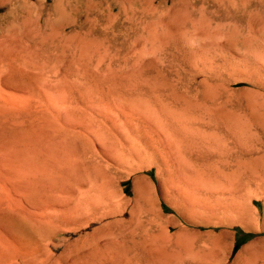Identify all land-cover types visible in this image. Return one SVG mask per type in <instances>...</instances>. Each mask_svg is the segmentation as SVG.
<instances>
[{
  "label": "rangeland",
  "instance_id": "1",
  "mask_svg": "<svg viewBox=\"0 0 264 264\" xmlns=\"http://www.w3.org/2000/svg\"><path fill=\"white\" fill-rule=\"evenodd\" d=\"M25 1L0 6V264H264V0Z\"/></svg>",
  "mask_w": 264,
  "mask_h": 264
},
{
  "label": "bare ground",
  "instance_id": "2",
  "mask_svg": "<svg viewBox=\"0 0 264 264\" xmlns=\"http://www.w3.org/2000/svg\"><path fill=\"white\" fill-rule=\"evenodd\" d=\"M56 1H57V0H56ZM60 1H61V0H60ZM113 1H114L115 3H118V0H113ZM145 1H146V0H145ZM16 2H18L17 5H16L15 2L12 1V0H10V1H9V0H0V6H2V5H4V6H9V5H11V6H13V7H17V6H18V7L20 8V7H24V6L26 5V7H27V4H26V1H25V0H16ZM64 2H65V1H64ZM64 2H63V3H64ZM67 2H68V1H67ZM67 2H66V3H67ZM176 2H178V1H176ZM184 2H186V1L184 0ZM187 2H188V1H187ZM68 3H69V2H68ZM171 3L173 4L172 1H171ZM55 4H56V3H55ZM186 4H187V3H186ZM60 5H61V4H60ZM63 5H64V4H63ZM169 5H170V4H169ZM38 6H39V5H38ZM55 6H56V5H55ZM57 6L59 7V4H58ZM170 6L172 7V5H170ZM174 6H175V5H174ZM60 7H61V6H60ZM67 7H68V5H67ZM175 7H176V6H175ZM56 9L58 10L59 8L56 7ZM62 9H63V8H62ZM70 9H71V8H70ZM169 9H170V8H169ZM11 10H13V9H11ZM11 10L8 9V11L6 12V14H4V16H2V18H1V19H4V20H7V24H6V25L9 24L10 26L13 25V24H11V22L14 21V16H11V17H10V15H12V14H11ZM14 10L17 11V9H14ZM19 10H20V9H19ZM59 10H60V9H59ZM61 11H62V10H61ZM18 12H19V11H18ZM18 12H16V13H18ZM21 12H22V11H21ZM24 12H25V11H23V13H24ZM18 14H19V13H18ZM14 15H15V14H14ZM16 15H17V14H16ZM60 15H61V14H60ZM60 15H59V17H60ZM112 15H113V14H112ZM17 16H18V15H17ZM62 16H63V15H62ZM21 17H22V16H21ZM9 18H10V19H9ZM16 18H17V17H16ZM73 18H74V17H73ZM17 20H18V18H17ZM17 20H16V22H17ZM62 20H63V19H62ZM66 20H68V19H66ZM8 21H10V22L8 23ZM58 21H59V20H58ZM73 21H74V20H73ZM21 22H22V21H21ZM70 22H71V21H70ZM5 23H6V22H5ZM12 23H13V22H12ZM14 23H15V22H14ZM25 23H26V22H25ZM66 23H68V22H66ZM36 24H37V23H36ZM9 25H8V27H9ZM14 25H15V24H14ZM13 27H14V26H12V28H13ZM24 28H25V27H24ZM13 30H14V29H13ZM15 30H16V29H15ZM22 30H23V29H22ZM28 30H29V29H28ZM8 32H9V30H8ZM10 34H11V33H10ZM22 36H23V35H22ZM71 36H72V35H71ZM4 100H5V99H4ZM6 102H7V101H6ZM15 105H16V104H15ZM15 105H14V106H15ZM2 108H3V107H2ZM17 108H18V107H17ZM8 109H9V108H8ZM28 142H29V141H28ZM85 142H86V141H85ZM24 144H25V143H24ZM29 145H30V144H29ZM28 148H29V147H28ZM3 149H4V148H3ZM4 150H6V149H4ZM14 151H15V150H14ZM29 151H30V150H29ZM30 152H31V151H30ZM80 152H81V151H80ZM8 153H11V150L8 151ZM12 153H13V152H12ZM16 153H17V152H16ZM28 153H29V152H28ZM63 153L65 154V152H63ZM67 153H68V151H67ZM90 154H91V153H90ZM17 155H18V154H17ZM67 155H68V154H67ZM91 155H92V154H91ZM98 155H99V154H98ZM7 156H8V155H7ZM77 156H78V155H77ZM77 156H76V157H77ZM68 157H69V156H68ZM72 157H73V156H72ZM111 157H112V156H111ZM75 159H76V158H75ZM75 159H74V161H75ZM34 160H37V158L34 159ZM68 160H70V157H69ZM76 160H77V159H76ZM123 160H124V159H123ZM123 160H122V161H121V159L119 160V162H118V166H119L120 163L123 162ZM125 160H127L126 162H128L129 159H126V158H125ZM15 161H16V160H15ZM17 161H18V159H17ZM77 161H78V160H77ZM117 161H118V160H117ZM29 162H30V161H29ZM75 162H76V161H75ZM126 162L124 161V164H125ZM78 163H79V162H78ZM115 164H116V158H115ZM127 164H129V163H127ZM127 164H126V165H127ZM79 165H81V164L79 163ZM122 165H123V164H122ZM76 166H77V165H76ZM28 167H29V166H28ZM119 167H120V166H119ZM121 168H122V166H121ZM123 168H124V167H123ZM123 168H122V169H123ZM118 169H119V168H118ZM131 171H132V170H131ZM41 172H42V171H41ZM83 172H84V171H82V174H83ZM86 172H87V171H86ZM80 174H81V173H80ZM82 174H81V175H82ZM99 174H100V173H99ZM43 176H44V174H43ZM84 176H85V175H84ZM104 176H105V175H104ZM41 177H42V175H41ZM39 178H40V177H39ZM82 178H83V177H82ZM91 178H92V177H91ZM100 178H102V177L100 176ZM88 180H89V179H88ZM84 181H85V179H84ZM101 181H102V180H101ZM107 181H108V180H107ZM80 183H81V180H80ZM82 183H83V182H82ZM92 183H93V182H92ZM96 183H97V182H96ZM100 183H101V182H100ZM103 183H104V182H103ZM97 184H98V183H97ZM107 184H108V183H107ZM93 185H95V184H93ZM74 186H75V185H74ZM91 186H92V185H91ZM30 187H31V186H30ZM76 187H77V186H76ZM78 188H79V187H78ZM104 188H105V187H104ZM21 189H22V188H21ZM92 189H93V188H92ZM92 189H91V191H92ZM101 189H102V188H101ZM44 190H45V188H44ZM106 190H107V189H106ZM78 191H79V190H78ZM89 191H90V190H89ZM79 192H80V191H79ZM94 192H95V191H94ZM99 192H100V191H99ZM101 192H102V193H105V192H104V189H103V191H101ZM106 192H107V191H106ZM108 193H109V192H108ZM0 194H1V193H0ZM14 194H15V193H14ZM36 195H37V193H36ZM41 195H42V192H41ZM85 195H86V194H85ZM91 195H92V194H91ZM105 195H107V194H105ZM6 196H7V195H6ZM12 196H13V195H12ZM27 196H28V195H27ZM66 196H67V195H66ZM101 196H102V194H101ZM101 196H100V197H101ZM107 196H108V195H107ZM13 197H14V196H13ZM30 197H31V196H30ZM30 197H28V198H30ZM39 197H40V196H39ZM74 197H75V196H74ZM81 197H82V196H81ZM84 197H85V196H84ZM103 197H104V195H103ZM103 197H102V198H103ZM2 198H3V197H2ZM11 198H12V197H11ZM72 198H73V197H72ZM106 198H107V197H106ZM5 199H6V198H5ZM5 199H4V200H5ZM12 199L15 200L14 198H12ZM40 199H41V198H40ZM87 199H90V198H87ZM94 199H95V197H94ZM100 199H101V198H100ZM107 199H108V198H107ZM4 200H3V201H4ZM13 200H12V201H13ZM25 200H27V199H25ZM25 200H24V201H25ZM61 200H62V198H61ZM65 200H66V199H65ZM71 200H72V199H71ZM84 200H86V197H85ZM95 200H96V199H95ZM101 200H102V199H101ZM27 201H28V200H27ZM4 202H5V201H4ZM8 202H9V200H8ZM8 202H7V203H8ZM18 202H19V201H17V204H16L15 202H14V203L18 206ZM31 202H32V201H31ZM39 202H40V201H39ZM39 202H37V203H39ZM82 202H83V201H82ZM86 202H87V201H86ZM29 203H30V202H29ZM35 203H36V202H35ZM41 203H42V202H41ZM59 203H60V202H59ZM88 203H89V202H88ZM103 203H104V202H103ZM5 204H6V203H5ZM21 204H22V203H21ZM21 204H19V205H21ZM23 204H24V203H23ZM25 204H27V202H26ZM68 204H69V203H68ZM70 204H71V203H70ZM74 204H75V203H74ZM79 204H80V203H79ZM83 204H84V203H83ZM90 204H91V203H90ZM6 205H7V206L9 205V207L11 206L10 203H9V204H6ZM38 205H39V204H38ZM84 205H85V204H84ZM93 205H94V204H93ZM102 205H103V204H102ZM102 205H101V206H102ZM22 206H23V205H22ZM24 206H25V205H24ZM71 206H72V205H71ZM71 206H70V207H71ZM101 206H99V207H101ZM0 207H1V205H0ZM4 207H5V206H4ZM18 207H19V206H18ZM20 207H21V206H20ZM26 207H27V206H26ZM26 207H23V209H25ZM29 207H30V206H29ZM33 207H34V206H33ZM38 207H40V206H38ZM62 207H64V206H62ZM70 207H69V208H70ZM90 207H91L92 209L94 208L93 206H90ZM104 207H105V206H104ZM1 208H2V207H1ZM43 208H44V206H43ZM43 208H42V209H43ZM65 208H66V207H65ZM78 208H81V205H80V207H77V208L74 207V210L77 209V211H78ZM4 209L6 210L7 208H4ZM10 209H11L12 211L8 212L9 210H8V211L6 210V211H4L3 213H4V215H5L6 212L11 213V217L13 218V215H12V213H13V209H12V207H10ZM33 209H34V208H33ZM38 209H39V208H38ZM100 209H101V208H100ZM1 210H3V208H2ZM74 210H73V211H74ZM86 210H88V208H86ZM101 210H102V209H101ZM101 210H99V211H101ZM31 211H32V210H31ZM34 211H35V210H34ZM39 211H40V210H39ZM77 211H75V214L77 213ZM89 211H90V210H89ZM95 211H96L95 213H97L98 209H96ZM103 211H104V210H103ZM103 211H102V212H103ZM70 212H71V211H70ZM70 212H69V213H70ZM83 212H84V211H83ZM106 212H107V211H106ZM0 213H2V212H0ZM27 213H28V212H27ZM43 213H44V211H43ZM51 213H52V212H51ZM90 213H91V212H90ZM93 213H94V212H93ZM44 214H45V213H44ZM81 214H82V213H81ZM105 214H106V213H105ZM2 215H3V214H2ZM4 215H3V216H4ZM9 215H10V214H9ZM23 215H24V214H23ZM32 215H34V212H33ZM35 215H36V213H35ZM52 215H53V214H52ZM71 215H72V213H71ZM73 215H74V213H73ZM73 215H72V216H73ZM99 215H101V212L99 213ZM99 215H98V213H97V215L94 214V216H96V217L99 216ZM5 216H7V214H6ZM24 216H25V215H24ZM26 216H27V215H26ZM26 216H25V217H26ZM87 216H88V214H87ZM9 217H10V216H9ZM11 217H10V219H11ZM27 217H28V216H27ZM27 217H26V218H27ZM88 217H89V216H88ZM96 217H95V218H96ZM105 217H106V216H105ZM14 218H15V216H14ZM14 218L11 219V220H14ZM51 218H52V217H51ZM70 218H71V217H70ZM78 218H79V217H78ZM82 218H83V217H82ZM91 218H93V216H91ZM91 218H90V219H91ZM101 218H102V217H101ZM103 218H104V217H103ZM18 219H19V218H18ZM20 219H21V218H20ZM20 219H19L18 222H20V224H21V223H22V222H21L22 220H20ZM23 219H24V218H23ZM27 219H28V218H27ZM57 219H58V218H57ZM71 219L74 220V218H71ZM15 220H17V217L15 218ZM29 220H31V218H29ZM48 220H49V219H48ZM58 220H59V219H58ZM84 220H85V219H84ZM7 221H8V219H7ZM26 221H27V220H26ZM35 221H37V220H35ZM52 221H53V220H52ZM52 221L50 220V222H52ZM70 221H71V220H70ZM9 222L12 223V221H9ZM50 222H49V223H50ZM58 222H59V221H58ZM63 222H65V221H63ZM82 222H83V221H82ZM93 222H95L94 219H93ZM10 223H9V224H10ZM34 223H36V222H34ZM34 223H33V224H34ZM60 223H61V222H60ZM79 223H81V222H79ZM89 223H90V222H89ZM7 224H8V223H7ZM13 224H15L14 221H13ZM18 224H19V223H18ZM31 224H32V223H31ZM33 224H32V225H33ZM51 224H52V223H50V225H51ZM55 224H56V223H55ZM66 224H67V225H66V227H67L69 224H68V222H66ZM71 224H72V222H71ZM86 224H87V222H86ZM86 224H85V225H86ZM25 225H26V224H25ZM64 225H65V223H64ZM88 225H89V224H88ZM52 226H53V224H52ZM7 227H8V226H7ZM17 227H21V228H22V225H21V226H17ZM17 227H16V229H17ZM36 227H37V226H36ZM66 227H65L64 230H63L64 226H63V228L60 227L61 230L59 229V231H62V230L65 231V230H66ZM69 227L71 228V226H68V228H69ZM24 228H25V227H24ZM37 228H38V227H37ZM41 228H43V226H42ZM70 228H69V229H70ZM12 229H13V228H12ZM22 229H23V228H22ZM39 229H40V227H39ZM69 229H68L67 231H69ZM23 230H24V229H23ZM25 230H26V229H25ZM42 230H43V229H42ZM45 230H46V229H45ZM28 231H29V230H28ZM63 231H62V232H63ZM72 231H73V230H72ZM26 232H27V231H25V233H26ZM18 233H19V232H18ZM22 233H23V232H22ZM32 233H33V232H32ZM10 234H11V233H10ZM27 234H28V233H27ZM34 234H35V233H33V235H34ZM36 234H37V233H36ZM43 234H45V233H43ZM18 235H19V234H18ZM18 235H16L15 237H13V239H12L13 242H11V244H10L11 247H12V249H13V251H14V253H15V252L17 253V254L15 253L14 256H18V254H20L21 256H22V254H23V255L30 254V256L32 255L31 257L33 258V257H34L33 254H35V258H36V255H37V254L40 255V252H42L43 249L45 248V247H43L44 244L42 245V243H41V242L44 241V240H43V239L40 240L39 237H36L37 235H36L35 237H32L30 241L27 240V242L24 241V240H26V239L23 238V239H24V240H23L22 238L18 237ZM20 235H21V234H20ZM30 236H31V235H30ZM41 237H42V236H41ZM48 237L50 238V236H48ZM96 237H97V236H96ZM9 238H10V237H9ZM101 238H102V237H101ZM45 239H46V238H45ZM53 239H54V238H53ZM61 239H62V238H61ZM61 239H60V240H61ZM7 240H8V238H7ZM10 240H11V239H10ZM80 240H81V239H80ZM54 241H55V240H54ZM47 242H48V241H47ZM48 243H49V242H48ZM53 243H54V242H53ZM49 244H50V243H49ZM55 244H57V241H56ZM55 244H52V245L50 246V247H51V248H50L51 251H52V250L54 251V248L57 247ZM47 245H48V244H47ZM58 245H59V244H58ZM46 248H47V247H46ZM46 248H45V249H46ZM46 250H47V253H48V254H51V252H50L49 249H46ZM0 252H1V251H0ZM45 252H46V251H45ZM42 254H44V251L42 252ZM48 254H47V255H48ZM52 254H53V253H52ZM52 254H51V257H52ZM45 255H46V254H45ZM85 255H86V254H85ZM85 255H83V256H85ZM3 256H4V254H3ZM8 256H10V255H8ZM27 256H28V255H27ZM75 256H77V255H75ZM11 257H12V256H11ZM11 257H10V258H11ZM18 257H19V256H18ZM24 257H25V256H24ZM31 257H30V258H31ZM38 257H39V256H38ZM46 257H47V256H46ZM85 257H86V256H85ZM13 258H14V257H13ZM4 259H7V258L4 257ZM22 259H23V256H22ZM24 259H25V258H24ZM71 259H72V258H71ZM87 259H88V258H87ZM33 260H34V259H33ZM40 260H41V259H40ZM76 260H77V259H76ZM85 260H86V259H85ZM15 261H16V260H15ZM44 261H45V260H44ZM46 261H47V260H46ZM30 262H31V261H30ZM36 262L38 263V261H36ZM48 262H49V261H48ZM81 262H82V261H81ZM8 263H9V262H8ZM24 263H25V262H24ZM82 263H83V262H82ZM84 263H85V261H84Z\"/></svg>",
  "mask_w": 264,
  "mask_h": 264
}]
</instances>
